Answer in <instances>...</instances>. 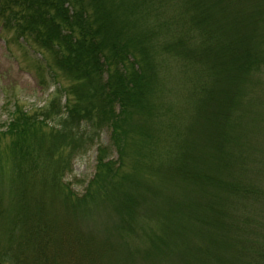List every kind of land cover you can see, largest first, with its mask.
Instances as JSON below:
<instances>
[{
    "label": "trees",
    "instance_id": "obj_1",
    "mask_svg": "<svg viewBox=\"0 0 264 264\" xmlns=\"http://www.w3.org/2000/svg\"><path fill=\"white\" fill-rule=\"evenodd\" d=\"M0 22L56 84L0 123V264H264L246 232L264 199L259 213L244 185L234 197L264 0H0ZM172 59L189 80L179 112L161 88ZM93 147L77 193L66 177Z\"/></svg>",
    "mask_w": 264,
    "mask_h": 264
},
{
    "label": "rangeland",
    "instance_id": "obj_2",
    "mask_svg": "<svg viewBox=\"0 0 264 264\" xmlns=\"http://www.w3.org/2000/svg\"><path fill=\"white\" fill-rule=\"evenodd\" d=\"M1 26L0 22V123H3L9 118L14 102H18L26 109L42 105L56 84L50 79L49 71L45 68L44 62L40 60V48L31 41L25 43L22 39L15 38L11 29L1 31ZM177 64L174 59L168 62V66L162 74L161 88L163 89L162 93L164 92V100L168 103H175L173 108L179 112L185 101L183 95L185 96L189 80L183 72L178 70ZM260 78L261 82H258L254 89L250 90L252 93L243 99L239 109L240 116L238 118L240 119L234 128L239 132L236 152L240 154L247 151L245 153H248L247 161L236 167L235 176H241V186L234 197L237 198L244 185L247 190L241 192L248 193L242 202L247 201L246 207H254V211L259 209V204L264 199V192L261 196L250 191L251 182L257 186V189L264 191V67ZM57 80L67 82L61 76ZM108 134V131L103 132L102 142L108 141ZM96 155V147H93L85 154L75 157L72 171L66 178L77 193H81L92 178L95 172ZM115 156L116 154H113V157ZM255 163L256 171L253 172ZM259 190L258 192H260ZM258 211L260 213V210ZM246 232L249 237L260 240L253 245L254 252L264 251V220L261 215L254 230ZM242 237L245 238V235ZM247 255L253 261L258 259L255 254L247 253ZM64 262L69 264L66 258ZM57 263H60L58 258Z\"/></svg>",
    "mask_w": 264,
    "mask_h": 264
}]
</instances>
